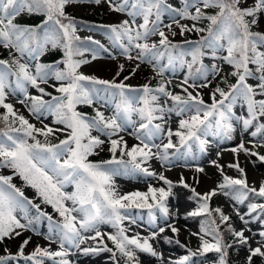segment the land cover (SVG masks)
I'll use <instances>...</instances> for the list:
<instances>
[{"label": "snow or ice", "instance_id": "snow-or-ice-1", "mask_svg": "<svg viewBox=\"0 0 264 264\" xmlns=\"http://www.w3.org/2000/svg\"><path fill=\"white\" fill-rule=\"evenodd\" d=\"M76 2L79 0H0V47L9 53L8 59H0V108L5 110L0 113V124L3 125L0 128V169L11 170V174H0V243L21 238L15 254L5 248L9 254L0 255V264L20 258L33 264H46V261L72 264L68 259L72 249L84 255L108 252L114 264H120L117 253L125 258V264H139L137 252H142L157 257L163 264L162 254L153 248L150 240L166 229L160 227L151 237H141L138 233L129 236L128 228L123 224L125 220L136 223L130 212L133 207L148 208L152 225L156 220L153 209L165 218L169 215L167 200L175 185L163 174L150 171L144 165L153 158L166 163L170 149L183 157L185 153L181 149L191 151L190 142L206 151L208 140L205 137L222 134L231 139L236 130L235 122L242 124L243 131L254 128L251 136L264 141V31L253 30L264 17V0H254L251 5L248 0H181V7H174L168 0H107L112 11L131 18L118 25L105 26L108 39L121 48L128 60L152 65L157 76H163L166 69L177 66L186 69L180 85L183 95L169 91L168 82H161L155 88L150 83L133 88L124 82L130 79L129 76L117 82L115 78L99 79L80 72L81 65L90 63L82 58L89 49L76 34L75 19L65 13L66 6ZM89 2L100 4L101 0ZM207 9L216 11L209 14ZM25 14L43 16L44 19L35 25L18 23L17 18ZM165 16L170 22L165 23ZM137 18L142 22L137 23ZM184 20L191 24L182 23ZM204 20L209 22L208 26L200 27L199 23ZM190 32L202 35L196 41L185 37L182 43L173 42L177 35L185 36ZM151 37L158 39L149 43ZM87 39L98 48H104L99 41ZM57 49L62 51L61 59L53 63L40 62L41 57ZM133 50L137 52L135 57L131 54ZM205 57L215 62L209 67L204 63ZM96 58L93 51L92 59ZM140 63L132 69V75L136 74ZM224 65L230 66L227 72ZM123 69L124 65L120 64L117 77ZM229 76L236 78L235 83H228ZM209 77H219L227 90L215 86L210 93V103H206L199 91L194 94L189 88L208 87L211 84ZM250 79L256 84H250ZM49 81L58 95L41 86L48 85ZM30 87L38 94H30ZM17 92L23 94L18 103L41 122V127L31 123L8 102L9 96ZM240 102L246 108L244 116L234 111ZM80 105L92 107L95 115L78 110ZM105 110L112 114L106 116ZM133 114L138 121L133 119ZM172 114L187 117L179 119L175 131L166 126ZM48 116L52 117V126L43 123ZM57 125L61 127H55ZM129 129V134L139 143L129 145L121 135ZM93 132L97 134L93 135ZM58 133L64 138L59 139ZM165 135L166 143L154 142V138ZM41 136L43 141L38 138ZM173 136L177 143L173 142ZM50 137L58 139V143L50 142ZM106 145L111 159H90L104 151ZM253 147H264V143ZM153 148L157 151L153 152ZM232 151L237 154L243 151L264 162V155L246 148L243 142ZM216 166L223 175V168ZM229 167L236 169L240 178L223 175L217 188L204 194L181 177L179 183L191 191L190 199L198 203V207L187 215L204 216L205 219L200 231L191 233L200 241L196 250L188 248V254L172 264H193V257L203 258L208 253L217 254L216 264H228V250L234 246L247 247L246 264H252L254 257L264 259V231L258 233L261 239L255 240L256 233L245 235V231L251 232V229L237 230L221 208L210 207L211 197L218 191L231 196L238 204H243L249 195L264 200V181L258 188L249 185L238 160ZM197 171L203 172V168ZM137 172L163 181L167 188L149 186L147 192L118 193L114 177ZM14 177L33 189L41 203L50 205L53 213H58L62 220H54L53 214L42 210L40 203L26 196L23 188L13 182ZM69 185L74 186L73 191H65ZM67 202H71V206ZM33 209L35 214L31 215ZM257 212L260 215L253 216ZM214 213L218 215L219 223ZM236 214L244 225L250 223L246 216L264 219V203L249 204L247 213L241 214L237 210ZM43 219L48 221L45 239L49 246L36 245L26 255L25 248L32 237H24V232L35 231L39 235L35 226ZM103 224L115 228L116 232H101L99 226ZM222 226L233 237L232 243L225 240ZM168 227L173 233L179 232L172 225ZM88 231L95 235H83ZM105 235L113 247L104 242ZM88 239L97 241L98 246L81 248ZM164 239L172 243L170 237ZM53 243L58 245L57 250L51 248ZM175 243L186 247L179 239Z\"/></svg>", "mask_w": 264, "mask_h": 264}, {"label": "rangeland", "instance_id": "rangeland-1", "mask_svg": "<svg viewBox=\"0 0 264 264\" xmlns=\"http://www.w3.org/2000/svg\"><path fill=\"white\" fill-rule=\"evenodd\" d=\"M168 2L171 3L174 7H181V0H168ZM253 2L254 0H248V5H251ZM68 7L71 13L70 17H73L77 22L76 34L81 39H83L88 35L96 37L99 40L100 44L104 46L103 49L97 48V50L94 51L97 56V58L94 60L92 59V55H93L92 50L86 51L85 52L86 54L84 53L82 58L89 60L90 63L81 65L79 69L80 72L86 75H94L99 79L112 80L115 78L117 82L123 80L125 76H129L130 79L124 82L128 85H131L133 88H140L144 84H148V83H150V85L153 88H155L158 87L161 82H168L167 87L169 91H172L173 93H180L183 95L180 85L182 84V81L186 75V69L182 70L179 66H177L175 69H171V68L166 69L163 73V76H157L156 71H154L152 65L147 63H140L137 60H128L127 57L124 54H122L121 48L118 47L116 44H113V42L108 39L109 32L107 27L105 26L118 25L124 19H131L125 13L112 11L110 9L109 4L107 3V0H101L100 4L89 2V0H79V2L69 4ZM206 11L207 12L211 11L215 13L216 10L207 9ZM164 19H165V23L170 22L169 17L165 16ZM32 20L38 22V20L34 18V16L32 15L25 14L17 18V21H22L24 24H29V25H32L30 24V21ZM140 22L142 21L139 18H137V23ZM181 22L191 24V21H187V20ZM98 23L101 24L102 26L95 25ZM199 26L204 27L202 24ZM255 31H264V17H261L260 22L255 26ZM200 35L202 34L195 32L185 33V36L177 35L176 37L173 38V42L182 43L185 37L188 40H190V38H193V40L196 41L200 38ZM203 35H206V33H204ZM157 39L158 37H151L148 42L151 43L152 41ZM57 51H59V49L50 51L48 54L40 58V62L53 63L54 61H49V59L55 57ZM1 54H5L7 56V59L9 58V53L7 49L0 47V55ZM131 54L135 57L137 55V52L133 50ZM94 61L99 62L98 68L101 70V73L99 71H96L95 69L87 70L88 68L87 65L91 66V64ZM102 61L114 63L112 64L113 66H115L114 70L113 69L110 70L108 66H105L106 64L100 63ZM214 62L215 61H212L210 57H205L204 59V63L209 67ZM137 63H140V68L136 70L135 75H132V69L135 68V65ZM120 64L124 65V69L120 73L119 77H117L116 73L119 69ZM92 66L94 65L92 64ZM223 67L225 72H227L230 66L224 65ZM230 78H233V81L230 82L229 81ZM209 79L211 80V84L208 87L198 88L195 90L189 88V91H193L194 94L196 91H199L200 94L204 97L203 99L208 103H210V98H209L210 93L212 92L215 86L219 85L220 87H224L225 90H227L226 85L220 81L219 77H217L216 79H212L211 77H209ZM235 79H236L235 77L229 76L228 83H235ZM248 82L253 85L256 84V81L251 79ZM189 83H192V81H189ZM197 83H199V81H197ZM51 84L52 81H49L48 85H41V86L45 87L46 91L52 92L53 95H58V93L55 92L54 88L50 86ZM29 92L32 95L38 94L36 89L31 87L29 88ZM20 98H23V94L17 92L16 95L9 96L8 102L13 103L14 107L20 113L25 115V117L28 118L31 123L36 124L37 127H41V122L37 120L34 116H32L24 105L18 103V99ZM45 99H50V97H45ZM241 103L242 102L237 103V105L234 108V111L237 113V115L244 116L246 115V108L242 107ZM85 107L86 105H80L78 107V110L85 112L84 111ZM111 114L112 113L110 111L105 110L106 116H109ZM93 115H95V113H93ZM181 118H187V117H177L175 116V114H172L171 119L169 120V123L166 126H170L173 129V131H175L178 127V121ZM133 119L138 121V117L135 114H133ZM51 121H52V117L48 116L44 118L43 123L52 126ZM155 123H160V121H155ZM235 125H236V130L235 132L232 133L231 139H229L226 135H222V134L210 135L205 137V139L208 140L206 151H201L197 143L190 142L192 144L191 151H188L186 148L181 149V152L185 153L183 157H181L179 154H175L174 149H170L169 159L166 163L158 158H153L144 165L145 167H148L150 171L163 174L168 179L173 181L175 187H173L172 195L169 196L167 200V206L170 210L169 215L167 218H165L162 213H160L156 209H153L156 215V220H155V224L152 225L149 223L148 208L145 207V208L137 209L133 207L132 209H130V212L132 213V216L135 218L136 223L132 224L130 220H125L123 224L126 228H128L127 234L129 236L138 233L141 237H151L153 232H159V228L164 227L166 229L165 232L159 233V235H157L155 239L150 240V243L153 245V248L158 253L162 254L163 264H172L173 261L179 259L183 255L188 254L187 253L188 248H191L193 251H195L200 243L198 237L191 235V233L193 232L200 231V220L187 215L189 211L196 209L198 205L193 202L195 199H190V197H192L191 193L181 187V184L179 183L181 178L180 176L177 175V172H175L173 178L172 175L169 174L168 172L172 171L173 169L190 168L191 170L194 171L196 169L195 173H197L200 172L197 171L198 168H203V172L200 173L206 176H210L213 184L209 189L212 190V189H216L218 184L222 182L223 175H227L233 178H240L241 174L236 169L229 167L230 164H234L238 160L240 167L245 169L246 165H250L251 169L253 170L251 174L255 176L254 179H251V174L249 170L248 169L245 170L249 185H255L258 188L260 183L264 181V162L259 161L258 157H253L245 154L243 151H241L239 154L234 153L232 151L233 148L237 147L241 142H243L246 148H249L252 151L259 150L260 152H262V155H264V147H253L254 144L264 143V141L260 140L259 137L251 136V131H253L254 128H250L247 131H243L242 124H240V122H235ZM55 127H61V126L57 125ZM130 132L131 129H129L128 132L121 133V135L124 136V138L128 141L129 145H132L134 143H139V141H136L134 137L129 134ZM96 134L97 133L93 132V135ZM57 135L60 136L61 139L64 138V135L62 133H58ZM101 138L106 139L103 136ZM172 140L174 143H177V138L175 136L172 137ZM154 142L157 144L166 143L167 136L165 135L162 138L156 137L154 138ZM54 143H58V141H55ZM106 148L107 145L105 146V150L101 151L98 156H92L90 157V159L93 161L111 159V153L107 151ZM152 151L156 152L157 149L153 148ZM125 159H127V157H125ZM213 161H215V164L213 163ZM216 165H220L223 168V175L221 174L220 170L217 168ZM0 174H11V170L0 169ZM191 176L193 179L200 182V176L197 177V175L195 174H191ZM183 180L186 183L188 182V179L186 178H183ZM13 182L16 183L17 186L23 188L26 196H28L30 199H34L36 203H40L42 210L50 214H53L54 220H58V221L62 220V218L59 217L58 213H53V209L50 205L41 203V200L36 197L35 191L30 187L24 186L23 182L19 180V178L14 177ZM114 185L116 190L120 194H126L133 191L147 192L149 186L157 187V188L159 187L167 188V186L164 185L163 181H160L150 176H146L143 173H139V172L131 176H125V175L115 176ZM195 187H197V189L199 190L198 186ZM209 189L206 191L205 190L203 191L200 190V191L201 193L202 192L207 193L210 191ZM73 190H74V186L72 185H69L65 189V191H73ZM215 198L217 204L221 206V209L224 211L225 214L237 217L236 218L237 230H241L245 228L251 229V232L245 231V235L251 236L253 233H256L257 235L255 236V240L261 239L258 233L260 231H264V219H252L246 216L245 218L249 219L250 223L244 225L240 220L239 216L236 214V212L237 210H239L241 214H245L248 212L249 204H252V202L264 203V200H261L258 197L253 198L249 196L248 199L243 204H238L235 200L231 198V196H225L223 192H219V191L217 195H215ZM67 203L69 206H71V202H67ZM149 203H151V200H149ZM30 214L34 215L35 210L34 209L31 210ZM253 216H256V213H254ZM169 225L178 228L179 232L178 233L171 232L170 228L168 227ZM35 227L39 231L40 233L39 235H37L35 231L24 232V237H28V236L32 237L31 242L25 248L26 255H29L31 253V250L36 245H40L43 247L49 246V241L45 239V236L48 233V221L46 219H43L40 223L36 224ZM99 230L103 233L116 232L115 228L107 224L100 225ZM83 235H85L86 237H90L92 235H95V233L93 231H88V232H84ZM165 237H170L172 239V243H168L164 239ZM176 239H179L181 244L186 245V247L182 248L180 247V245L176 244L175 243ZM20 240L21 238H16L15 240H6L5 242L0 243V255L9 254L5 252V248H7L10 253L15 254L18 250ZM104 242L107 243L108 247H113L112 242L107 239L106 235L104 237ZM250 243L253 242L250 240ZM97 246H98L97 241L88 239L84 244L81 245V248L97 247ZM255 246H256L255 243H253V247ZM66 247L69 246L66 245ZM51 248L53 250H57L58 245L53 243L51 244ZM235 249H236L235 252H233V257H234L233 260H235L234 264H246V256L248 254L247 247L237 246V248ZM76 256H79L81 260L84 259L85 261H88L90 263L93 262V264H114L113 260L111 259V254L108 252H100L98 254L84 255L82 252L72 249V254L68 257V259L75 263L76 260L74 259L76 258ZM137 257L139 264H161V261L157 257H152L148 253L137 252ZM216 260H217V254L208 253L203 258L199 256L193 257V264H216ZM9 264H33V262L25 261L22 258H20L17 260L10 261ZM46 264H51V261H46ZM252 264H264V259L260 257H254Z\"/></svg>", "mask_w": 264, "mask_h": 264}, {"label": "trees", "instance_id": "trees-1", "mask_svg": "<svg viewBox=\"0 0 264 264\" xmlns=\"http://www.w3.org/2000/svg\"><path fill=\"white\" fill-rule=\"evenodd\" d=\"M65 13H66L67 15H69V16L71 15V13H70V9H69L68 5H67L66 8H65ZM208 13H209V14H214V12H211V11H208ZM32 16H34V18H36V19L38 20V22H35L34 20L30 21V24H32V25L39 24V23H41V22L43 21V19H44L43 16H39V15H32ZM17 22L23 23L22 21H17ZM208 23H209L208 21L204 20V21H201V22L199 23V25L202 24L204 27H207V26H208ZM23 24H24V23H23ZM253 30L255 31V27H254ZM81 40L84 41V47L94 48L93 43H92L91 41H89L88 39L85 38V39H81ZM91 40H92V41H95L92 37H91ZM191 41H194V40L191 39ZM185 47H187V46H185ZM57 52H58V55L62 58V51L59 50V51H57ZM55 58H57V57H53V59H55ZM0 59H7V56H6L5 54H1V55H0ZM229 81H230V82L233 81V78H230ZM202 97H203V96H202ZM203 98H204V97H203ZM4 111H5V110L2 109V110L0 111V113H3ZM84 111H85V113H93V111L90 109L89 106L85 107ZM16 126H19V125L17 124ZM2 127H3V125L0 124V128H2ZM38 138L41 139L42 141H43V139H44L42 136H41V137H38ZM49 139H50V142H52V143H54L55 141H58V139H56L55 137H50ZM59 139H61L60 136H59ZM117 155H118V154H117ZM195 201H196V200H195ZM209 203H210V207L213 208V209L218 207V206L216 205V201H215V200H212V201H210ZM214 215H217V214L214 213ZM230 218H231V219H230V223L233 225L234 228H236L235 216H230ZM198 219L200 220V225H201V222L205 219V217H204V216H202V217H198ZM217 222L219 223L218 215H217ZM221 231L224 233L225 240H226L228 243H232L233 237H232L227 231H225V229H224L223 226L221 227ZM235 248H237V246H234L233 248H231V249L228 250V252H229L228 264H234V262H235V260H233V259H234V257H233V252H235V250H236ZM119 256H120V254H119ZM119 261L121 262V264H125V258H123L122 256H120Z\"/></svg>", "mask_w": 264, "mask_h": 264}, {"label": "bare ground", "instance_id": "bare-ground-1", "mask_svg": "<svg viewBox=\"0 0 264 264\" xmlns=\"http://www.w3.org/2000/svg\"><path fill=\"white\" fill-rule=\"evenodd\" d=\"M100 63H104V64H106L105 66H108V68L111 70V69H113L114 70V68H115V66H113L112 64H114V63H112V62H106V61H102V62H100ZM92 64L94 65V66H92ZM91 64V66H89V65H87V70H92V69H95L96 71H99L100 73H101V70L98 68V64H99V62H97V61H94L93 63ZM116 64V63H115ZM94 72V71H93ZM213 143V142H212ZM219 145V144H218ZM163 165V164H162ZM153 166H155V165H153ZM246 169H248L249 170V172H250V174H251V172L253 171L252 169H251V167H250V165H246ZM167 170V169H166ZM215 170V169H214ZM195 171H196V169H195ZM195 171L194 170H191L190 168H184V169H173L172 171H170V172H168L169 174H171L172 175V178H173V175H175V172H177V175L178 176H180V178L181 177H183V178H186V179H188V182L187 183H189V184H191V185H195V186H198V188H199V190H208L211 186H212V184H213V182H212V180H211V178H210V176H206V175H204V174H201L200 172H197V173H195ZM247 172V171H246ZM191 174H195V175H197V177L198 176H200V182L199 181H197V180H195V179H193L192 178V176H191ZM196 177V176H195ZM255 178V176L254 175H252L251 174V179H254ZM198 179V178H197ZM213 179V178H212ZM185 180V179H184ZM214 180V179H213ZM257 180V179H256ZM210 190V189H209ZM211 191V190H210ZM183 236H186V235H183ZM172 246V245H171ZM173 248V247H172ZM73 257V256H72ZM74 260H76V262L74 263V262H72V264H93V262L92 263H90V262H88V261H85L84 259H80L79 258V256H76V258L74 259ZM73 260V261H74Z\"/></svg>", "mask_w": 264, "mask_h": 264}]
</instances>
